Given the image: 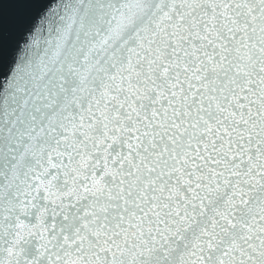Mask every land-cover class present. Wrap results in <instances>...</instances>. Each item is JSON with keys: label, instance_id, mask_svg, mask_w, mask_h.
Segmentation results:
<instances>
[{"label": "snow or ice", "instance_id": "1", "mask_svg": "<svg viewBox=\"0 0 264 264\" xmlns=\"http://www.w3.org/2000/svg\"><path fill=\"white\" fill-rule=\"evenodd\" d=\"M0 264H264V0H5Z\"/></svg>", "mask_w": 264, "mask_h": 264}, {"label": "water", "instance_id": "2", "mask_svg": "<svg viewBox=\"0 0 264 264\" xmlns=\"http://www.w3.org/2000/svg\"><path fill=\"white\" fill-rule=\"evenodd\" d=\"M38 2L42 3L45 7L48 5L55 3V0H38ZM5 4V0H0V11H2V6ZM14 63V58L12 55L9 56L7 62L5 61V55L3 50L2 41H0V77H6L8 72L11 69V65ZM3 85L0 84V87Z\"/></svg>", "mask_w": 264, "mask_h": 264}]
</instances>
